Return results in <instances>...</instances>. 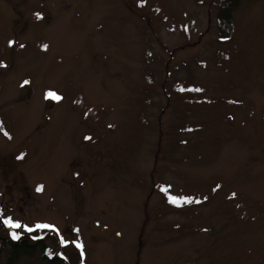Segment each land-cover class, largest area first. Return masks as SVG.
Wrapping results in <instances>:
<instances>
[{
    "label": "rangeland",
    "instance_id": "1",
    "mask_svg": "<svg viewBox=\"0 0 264 264\" xmlns=\"http://www.w3.org/2000/svg\"><path fill=\"white\" fill-rule=\"evenodd\" d=\"M221 1L0 0V221L53 226L11 238L66 264H264V0L225 39Z\"/></svg>",
    "mask_w": 264,
    "mask_h": 264
},
{
    "label": "trees",
    "instance_id": "2",
    "mask_svg": "<svg viewBox=\"0 0 264 264\" xmlns=\"http://www.w3.org/2000/svg\"><path fill=\"white\" fill-rule=\"evenodd\" d=\"M242 2V0H222L218 6L217 10V32L221 39L228 38L232 31L234 30V19L233 11ZM3 224L7 230H5V235L2 236L0 242V250L4 244L10 247L8 253L9 261L7 264H12L13 256H18L21 254L30 255L32 251H39L41 256V262L43 264H66L63 258H58L55 253L50 252L51 250L46 247L43 239L20 237L19 239H12L9 235L8 228ZM60 251V250H59ZM1 253V251H0Z\"/></svg>",
    "mask_w": 264,
    "mask_h": 264
},
{
    "label": "snow or ice",
    "instance_id": "3",
    "mask_svg": "<svg viewBox=\"0 0 264 264\" xmlns=\"http://www.w3.org/2000/svg\"><path fill=\"white\" fill-rule=\"evenodd\" d=\"M37 15H38V18H39V14H37ZM45 47H47V46H45ZM27 83L28 82L25 81V84H27ZM195 90L196 91H201V89H195ZM181 91H183V89H181ZM46 98H52V99H57V100L61 99V97H59L54 92L47 93ZM88 139H91V138L89 137ZM40 190H41L40 188L37 189V191H40ZM169 202L170 203H174V204H178V206H179V202L177 201V199L175 197H171L169 199ZM183 203H192V201L191 200H184ZM196 203H199V201H196ZM3 223H4L5 226H7L10 229H21L23 227L24 230L29 232V233L34 232L36 229H51L53 227L52 225H48V224H37L35 226V228H31V227H28L26 225H21V223H19V222H14L12 220V218H7V219L3 220ZM12 238L13 239H19V236L15 232H13L12 233ZM77 246L81 247L80 245H77Z\"/></svg>",
    "mask_w": 264,
    "mask_h": 264
}]
</instances>
